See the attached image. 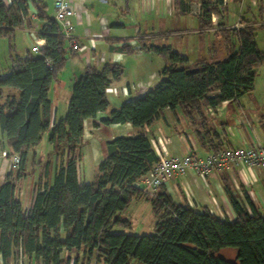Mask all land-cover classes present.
I'll return each instance as SVG.
<instances>
[{"label":"trees","instance_id":"trees-1","mask_svg":"<svg viewBox=\"0 0 264 264\" xmlns=\"http://www.w3.org/2000/svg\"><path fill=\"white\" fill-rule=\"evenodd\" d=\"M30 1L36 10L34 21ZM129 0H126V2ZM222 0H202L199 19L202 28L212 27L211 16L221 13ZM43 0H13L9 6L0 1V38L15 52L18 28L38 23V36L45 39L42 49L24 56L14 54L10 72L0 74V94L15 89L19 96H7L0 103V131L13 155L19 156L16 169L0 183V241L3 256L11 246L34 257L39 264H68L64 252L74 250L72 264H234L217 256L225 247L237 250V264H264V214L242 205L233 188L225 189L236 212L235 220L219 219L209 209L197 211L173 201L157 189L150 195L136 183L158 161L149 134L159 114L169 108L181 109L195 127V134L217 152L214 136L207 127L204 107L234 101L251 92L256 69L264 63V51L257 46L255 31L264 27V0L258 16L259 26L227 29L236 35L238 48L222 59H189L170 46L151 45L146 49L166 60L162 80L145 94L124 101L109 110L106 90L119 79L123 67L106 62L101 68L89 66L77 77L71 90L65 116L50 125L49 91L71 56L68 39L58 21L48 15ZM121 51L132 53L129 45ZM100 111H109L106 124L130 123L138 131L117 136L107 142V156L98 164L91 183L81 180L79 162L84 145V121ZM200 127H196V125ZM46 133L53 146L56 165L51 182L48 168L45 180L36 183L31 206L24 211L16 194V181L25 174L29 152L40 145ZM150 201L155 221L153 234L115 233L114 226L129 228L130 221L120 217L132 201ZM134 261H137L136 263Z\"/></svg>","mask_w":264,"mask_h":264},{"label":"crops","instance_id":"crops-1","mask_svg":"<svg viewBox=\"0 0 264 264\" xmlns=\"http://www.w3.org/2000/svg\"><path fill=\"white\" fill-rule=\"evenodd\" d=\"M0 1L5 6H9L13 0ZM43 1L47 6L48 15L55 17V0ZM67 1L75 11L71 19L74 26L73 38L82 48L73 51L68 41L71 56L66 60L59 78L53 82L49 91L50 125L65 116L72 84L89 66L101 68L106 62L122 65L120 78L112 81L106 90L109 110L118 108L124 101L145 94L163 78L161 71L166 65V60L148 51L147 47L151 45L170 46L173 50L185 55L190 64L202 58L222 59L212 56L215 55V42L218 38H224L227 42L230 40L228 38L236 36L226 31L227 29L244 28L250 24L259 26L263 22L261 17L259 22L254 14V11L259 13L263 0H222L220 6L222 13L212 14V27L210 28L201 26L199 16L202 0ZM217 1L212 0L213 3ZM231 3H238L241 7L238 20L228 15ZM245 9L249 13L247 19L242 17ZM35 12L30 1L29 13L33 21ZM188 15L196 16L197 23L195 22L191 29H175L179 17H188ZM249 21H251L250 24ZM38 26V23L34 22L33 27L25 25L18 28L13 41L14 48L16 49V42L21 44L24 52H32ZM190 33L197 35L195 39L198 43L195 47L196 51H189L190 53L195 52V57L191 58L189 53H184L183 41L178 45H173L170 41L173 35L182 36ZM200 37L208 38L207 45H203L202 48L199 47ZM124 44L131 46L134 51L132 53L121 51L120 47ZM201 51L207 52L208 57L201 56ZM260 69L264 70V63L256 69L255 86L251 92L234 101H223L215 108H203L208 125L202 130L211 129L218 133V138L212 136L215 139V147L224 149L264 145V84L262 80L259 85L258 72ZM124 87L128 89L127 92L123 91ZM7 89L0 94V103L4 102L7 96H19L18 90ZM108 117L109 111H100L95 118L84 121V145L79 170L81 180L85 183H91L94 180L98 164L107 156L109 140L121 135L131 136L138 131L130 123L106 124L105 120ZM196 127L200 125L197 124ZM144 130L149 134L156 154V149L161 147L166 148L170 155L195 153L205 157L213 151V148L206 144V140L204 142L195 134L193 123L189 122L181 109L172 111L165 108L150 126L144 127ZM5 142V135L0 131V183L12 171L13 154ZM52 151L53 146L47 137L46 140L43 138L38 147L29 152L25 174L16 181V194L24 211L31 206L36 183L45 180L47 168L48 182L52 180L56 165L55 157L51 156ZM142 178L144 176L136 183L139 187L142 184ZM226 185L233 188L239 201L249 212L255 208L256 211L264 214V168L231 165L205 177L188 172L185 175H176L171 178L161 186L160 191L166 193L177 203L188 205L197 211L207 208L219 219L233 221L236 218V212L225 189ZM155 193L148 194L152 196ZM20 248L12 245L10 254L4 257L0 241V264H39L33 256L23 254ZM68 256L71 257L68 264H72L76 256L75 251L62 254L63 259ZM91 264L105 263L93 259Z\"/></svg>","mask_w":264,"mask_h":264},{"label":"built area","instance_id":"built-area-1","mask_svg":"<svg viewBox=\"0 0 264 264\" xmlns=\"http://www.w3.org/2000/svg\"><path fill=\"white\" fill-rule=\"evenodd\" d=\"M55 19L62 28V34L70 42L71 49L80 50L73 38L74 26L71 22L75 15L74 9L67 0H55ZM45 45V39L38 36L32 46L33 52H39ZM127 92L126 87L123 88ZM158 161L153 164L150 171L142 178L141 187L147 193H153L166 184L176 175H185L193 172L198 176H209L213 172L227 168L231 165H240L249 168H264V145H250L246 148H225L217 152L212 151L205 157L195 153L170 155L165 148H157ZM19 156L13 155L12 168L16 169Z\"/></svg>","mask_w":264,"mask_h":264},{"label":"rangeland","instance_id":"rangeland-1","mask_svg":"<svg viewBox=\"0 0 264 264\" xmlns=\"http://www.w3.org/2000/svg\"><path fill=\"white\" fill-rule=\"evenodd\" d=\"M228 9H229V12H228L229 17H233L234 20H238L240 10H241L240 5L238 3H231ZM254 14L256 16V19H259V22H260V17L258 16L256 11H254ZM242 17L246 19L249 18V13L246 12V9L243 12ZM174 19H176V17ZM240 19L242 20V18ZM195 22L197 23V18L194 15H188V17L180 16L179 21L175 24V27H176L175 29H178V30L191 29V27H193V24L195 25ZM195 36L197 35L194 33H190V34L182 35V36L173 35L170 41L173 43V45H178L179 42L183 41L184 46H185L184 53H189V56L191 58V57H195L194 56L195 52L190 53L189 51L190 50L196 51L195 47L196 45H198V43H196L197 40L195 39ZM228 39L230 40H228L227 42L224 38L217 39V41L215 42V46H216L215 55L212 57L223 58L228 53L237 50L239 43H238L236 36L230 37ZM255 39H256V43L258 47L261 50H264V27L257 28V30L255 31ZM207 43H208L207 37H200V43H199L200 48H202L203 45H207ZM8 45H9V42L7 40L0 38V74L3 76L7 75L10 72L11 67H12V56L15 53L21 56H24L26 54V52H24L21 49L22 46L20 43L18 44L15 42V46H16L15 52L10 51ZM31 53L35 55L38 54L37 52H33V51ZM200 55L208 57L207 52L203 53L201 51ZM262 80L264 84V70L260 69V71L258 72L259 85L261 84ZM7 90H10V89H7ZM11 90H14V89H11ZM48 135L49 133L45 134L44 140H46ZM162 148L164 147H161V149ZM119 216L124 219L129 220L131 226L129 228L123 227V226H114L112 231L115 233H129V234H137V235L155 233L154 226H155L156 218L154 217L152 213L151 204L147 200L140 199L139 201H136V200L132 201L129 207L125 211L121 212ZM216 255L223 257L229 260L230 262H233L234 264H237V261H236L237 250L234 247L222 248L216 252ZM64 256L66 257L65 254ZM134 262L136 263L137 261H134Z\"/></svg>","mask_w":264,"mask_h":264}]
</instances>
